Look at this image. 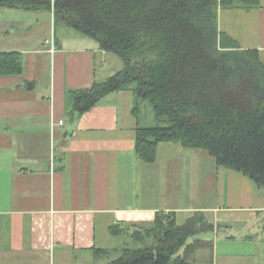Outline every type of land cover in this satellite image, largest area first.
<instances>
[{
    "label": "crops",
    "instance_id": "0c3cea01",
    "mask_svg": "<svg viewBox=\"0 0 264 264\" xmlns=\"http://www.w3.org/2000/svg\"><path fill=\"white\" fill-rule=\"evenodd\" d=\"M7 12L54 26L48 11ZM8 26L4 37L15 32L12 22ZM218 27L241 48L257 49L264 63V0L220 8ZM9 51L47 54L48 69L45 77L27 75L24 63L21 74L0 75V264H91L99 258L93 248L134 237L158 211H174L182 222L195 211L206 215L214 224L200 248L210 249L208 264H264L260 232L225 236L217 225L264 210V193L249 178L218 167L204 149L175 142H161L155 161H141L135 129L148 124L133 112L130 90L112 92L69 119L67 91L112 73L100 77L99 63L121 68L112 53L74 31L58 38L55 30L47 48H0ZM29 81L28 92L23 84ZM112 224L125 232L111 235ZM198 250L195 259L202 258Z\"/></svg>",
    "mask_w": 264,
    "mask_h": 264
},
{
    "label": "trees",
    "instance_id": "16d2710c",
    "mask_svg": "<svg viewBox=\"0 0 264 264\" xmlns=\"http://www.w3.org/2000/svg\"><path fill=\"white\" fill-rule=\"evenodd\" d=\"M258 0H0V7L48 11L64 25L116 55L121 68L90 87L68 90L67 116L77 120L112 92L130 90L133 112L144 101L155 124L135 129V153L156 159L161 142L204 149L218 167L237 171L264 193V63L218 27L220 8ZM23 55L0 52V75L23 72ZM214 229L202 211L182 223L158 211L134 236L142 247L93 248L94 256L119 255L91 264H194L205 247L198 235ZM110 234L125 232L109 226ZM264 232V225H263Z\"/></svg>",
    "mask_w": 264,
    "mask_h": 264
},
{
    "label": "rangeland",
    "instance_id": "374dc122",
    "mask_svg": "<svg viewBox=\"0 0 264 264\" xmlns=\"http://www.w3.org/2000/svg\"><path fill=\"white\" fill-rule=\"evenodd\" d=\"M7 10H11L8 8L0 7V48H12V49H26V50H35V49H44L47 48V46L52 42L53 38V31H56V36L60 38V36L66 35V34H73V31L69 28H67L64 25H59L57 27L53 28L50 26L49 22L40 21L37 22L36 18H30L28 21H26L28 18L21 19V15L17 12H7ZM15 11V10H13ZM25 12H30L26 10H20ZM24 17V16H23ZM31 17H34L31 15ZM11 18V19H10ZM14 24V27H11L15 29V32L9 33L7 37H4L3 32L6 29H9L10 23ZM23 55V54H22ZM112 57H115L116 59H119L114 54H111ZM26 65V72L25 74L29 75L35 71L41 73V76L45 77L46 70L48 69V58L47 54H39V53H25L23 55V64ZM115 69H113L112 63H107L105 65H102L101 63L98 64V74L100 77L106 76L110 72H115ZM110 73V74H112ZM31 81L26 82L23 84V87L25 91H28L27 88L30 87ZM44 84H39L36 92H40L41 89H43ZM42 87V88H41ZM23 90V91H24ZM43 91V90H42ZM29 92V91H28ZM19 93L18 91L14 90L12 94ZM2 96V95H0ZM139 115L141 119V124H155L158 121L153 115L151 105L148 101H144L140 105L139 109ZM248 212H237L236 214L240 215H247ZM223 216V214H221ZM177 222H182V216H177ZM219 227V235H225L229 236V234H242V235H253L258 236L257 233L264 236L263 232V225H264V210L258 212V214L255 212L253 213V216H249L247 218H243L239 220L238 222H231L227 225H222V223L217 224ZM212 231H208V233H211ZM206 233V232H205ZM204 233L198 235V237H202V239H205ZM206 242V241H205ZM109 245L112 248L121 249L124 247H131V248H137L142 247L144 244L141 242V240H138L135 236H128V237H119V238H112L109 240ZM207 245V243H206ZM199 251V250H198ZM199 253L202 255V258L198 259V257L195 259L191 257V261L194 264H208V261L206 262V254L212 255L209 248H206L204 250L199 251ZM119 255V253H114V251L110 254L101 256L97 259H95L94 262L98 263H104L111 259L116 258ZM198 255V254H197ZM205 256V257H204Z\"/></svg>",
    "mask_w": 264,
    "mask_h": 264
},
{
    "label": "built area",
    "instance_id": "2783aa9c",
    "mask_svg": "<svg viewBox=\"0 0 264 264\" xmlns=\"http://www.w3.org/2000/svg\"><path fill=\"white\" fill-rule=\"evenodd\" d=\"M60 123H62L61 121H59Z\"/></svg>",
    "mask_w": 264,
    "mask_h": 264
}]
</instances>
